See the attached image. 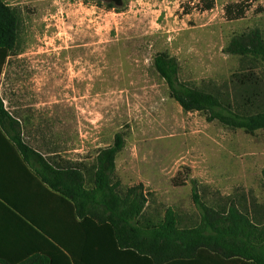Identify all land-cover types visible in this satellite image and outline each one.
Returning a JSON list of instances; mask_svg holds the SVG:
<instances>
[{
    "label": "rangeland",
    "instance_id": "rangeland-1",
    "mask_svg": "<svg viewBox=\"0 0 264 264\" xmlns=\"http://www.w3.org/2000/svg\"><path fill=\"white\" fill-rule=\"evenodd\" d=\"M3 1L18 11L19 23L0 91L17 110L56 111L55 156L82 164L74 167L87 190L97 154L122 137L110 190L97 193L105 204L90 199L91 212L114 220L131 244V228L153 230L171 209L176 238L137 233L140 247L160 257L216 244L264 253V129L249 134L207 119L203 109L184 110L154 65L165 52L190 90L218 93L238 114L264 112V59L254 35L264 45V0H215L210 10H199L197 0ZM240 1L250 3L245 15L226 19L223 6ZM250 69L262 90L251 106L233 81ZM38 97L57 101L29 105ZM175 176L184 183L174 184ZM137 184L145 202L134 212L122 200Z\"/></svg>",
    "mask_w": 264,
    "mask_h": 264
},
{
    "label": "trees",
    "instance_id": "trees-1",
    "mask_svg": "<svg viewBox=\"0 0 264 264\" xmlns=\"http://www.w3.org/2000/svg\"><path fill=\"white\" fill-rule=\"evenodd\" d=\"M214 4L215 0H197L195 5L199 10H210ZM249 8L248 1L228 2L223 6V11L226 19L234 20L243 17ZM18 23V11L0 0V76L6 59L17 42ZM254 35L258 40L255 53L264 59V45L259 40L258 33L254 32ZM231 43L234 45L233 41ZM245 52L246 49L242 47L240 53ZM154 65L166 81L170 96L184 110L203 109L208 113L207 119H217L229 126L243 128L249 134L257 129H264V112L238 114L232 107L221 102L218 93L212 95L192 91L180 83L176 77V63L167 53H158L154 58ZM233 81L235 87L244 93L247 105H253L262 93L260 80L251 69L234 73ZM17 126V121L4 109L0 97V153L10 150L14 155L16 168L23 172L30 188H36L32 190L39 196L41 216L32 217L18 202L15 203L8 197V189H0V201L4 207L33 232L30 238L26 237L25 243L19 237L15 255L9 256L4 249L0 254V264H264V253L258 257L248 256L243 246H235L236 251L223 246L224 244H216L219 246L217 248L198 246L193 249L185 248L184 252H175L166 257L142 249L139 244L144 242L137 239V233L151 238H176L171 209H167L164 223L153 230L141 232L131 228L130 244L128 240L121 238L114 220L106 219L96 211L91 212L89 208L90 199L96 205L98 202L105 204L97 193L110 190L109 176L114 171L115 155L122 146L121 135L116 134L113 144L97 154L94 187L87 190L82 185L84 180L80 169L74 167H81L82 164L64 166L57 161L56 164L49 163L20 140ZM25 162L37 164L36 173ZM262 175L264 177V167ZM21 177L16 192L24 189L23 175ZM184 181L177 176L173 178L176 185L183 184ZM142 187V184L128 187L122 200L124 204L134 207V212H138V207L145 202ZM192 199L197 205H201L195 186L192 188Z\"/></svg>",
    "mask_w": 264,
    "mask_h": 264
},
{
    "label": "crops",
    "instance_id": "crops-1",
    "mask_svg": "<svg viewBox=\"0 0 264 264\" xmlns=\"http://www.w3.org/2000/svg\"><path fill=\"white\" fill-rule=\"evenodd\" d=\"M2 75L3 70L1 76ZM33 81L36 83L35 79H33ZM0 97L3 102L4 109L13 119L17 121V133H19L20 140L24 144L39 153L51 164L56 161L64 164V166L72 164L55 156L56 151H54L53 147L55 146L56 141L52 138V134L54 133L52 130L56 129V125L55 121H52V119L57 118L56 111L48 110L41 113L35 110L36 108H33L31 112H24L17 110L18 107L16 104L11 101L9 97L3 96L1 91ZM35 98L33 99V103L29 104L32 105V107H36V104L44 103L48 104L49 108H51V104L57 101V97H54L53 100L49 97L48 100L44 102H42L41 97H38L37 100ZM36 117H40L41 121H36ZM43 118L45 119V123L42 122ZM65 159L68 158L66 157ZM14 161V155L10 152V150L0 153V189H8V197L12 199V201L15 203L18 202V204H20V206H22V208H24V210H26L32 217L40 218L41 207L39 196L34 190H32L36 188L34 186L30 188L23 172L16 168ZM25 163L33 173H36L35 169L38 167L37 164L33 162L32 165L29 162ZM21 175H23L24 179V189L20 192H16L17 184H19L20 180H22ZM31 233H33L32 230L16 216H14L9 210H7L0 201V254L5 251L4 249H6L9 256L15 255L16 248L19 246V237H21L25 243L26 237L30 238ZM6 246L8 248H6Z\"/></svg>",
    "mask_w": 264,
    "mask_h": 264
}]
</instances>
